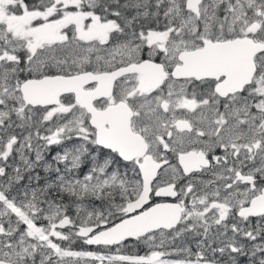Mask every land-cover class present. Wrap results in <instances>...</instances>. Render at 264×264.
Instances as JSON below:
<instances>
[{"label": "snow or ice", "instance_id": "obj_1", "mask_svg": "<svg viewBox=\"0 0 264 264\" xmlns=\"http://www.w3.org/2000/svg\"><path fill=\"white\" fill-rule=\"evenodd\" d=\"M0 264H264V0H0Z\"/></svg>", "mask_w": 264, "mask_h": 264}, {"label": "rangeland", "instance_id": "obj_2", "mask_svg": "<svg viewBox=\"0 0 264 264\" xmlns=\"http://www.w3.org/2000/svg\"><path fill=\"white\" fill-rule=\"evenodd\" d=\"M55 149H56V146H53V150L48 153L47 158L49 159V161H51L52 156L55 155ZM38 171H40V174H41L42 177L46 175V173H44V170L43 169H39ZM22 183L27 184L28 181L27 180H24ZM189 246L192 247L194 250L196 248L195 243H192ZM71 248L74 251H94V250L97 249V248L96 249H94V248H88L86 245H83V243L81 241H77L74 244H72L71 245ZM142 249L144 251L142 253H140V251ZM130 252L138 253L140 255H144L147 252V249H146L145 246L141 245L139 248H130ZM173 258H175V257H173Z\"/></svg>", "mask_w": 264, "mask_h": 264}, {"label": "flooded vegetation", "instance_id": "obj_3", "mask_svg": "<svg viewBox=\"0 0 264 264\" xmlns=\"http://www.w3.org/2000/svg\"><path fill=\"white\" fill-rule=\"evenodd\" d=\"M39 170V169H38ZM84 245V244H83ZM144 250L142 249L141 251H140V253H142Z\"/></svg>", "mask_w": 264, "mask_h": 264}, {"label": "water", "instance_id": "obj_4", "mask_svg": "<svg viewBox=\"0 0 264 264\" xmlns=\"http://www.w3.org/2000/svg\"><path fill=\"white\" fill-rule=\"evenodd\" d=\"M87 246H89V245H87ZM89 247H97V246H89Z\"/></svg>", "mask_w": 264, "mask_h": 264}]
</instances>
